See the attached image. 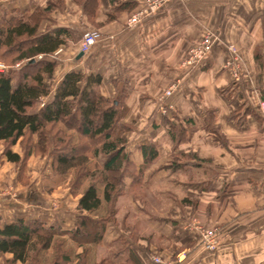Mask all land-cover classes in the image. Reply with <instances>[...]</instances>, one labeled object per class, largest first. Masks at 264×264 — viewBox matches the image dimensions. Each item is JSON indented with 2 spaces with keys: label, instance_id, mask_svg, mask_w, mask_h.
<instances>
[{
  "label": "crops",
  "instance_id": "0c3cea01",
  "mask_svg": "<svg viewBox=\"0 0 264 264\" xmlns=\"http://www.w3.org/2000/svg\"><path fill=\"white\" fill-rule=\"evenodd\" d=\"M146 4L147 0H0V19H25L36 8H50L38 32L63 29L59 48L72 49L70 44L87 29L100 31L102 37L88 52L58 60L55 84L71 70L99 74L102 93L120 101L130 114H140L141 126L131 136L137 150L141 144L166 146L170 141L177 155L188 156L172 166L174 174L188 170L190 176L184 206L191 216L219 229L218 245L206 251L196 232L183 230L179 220L164 218L171 224L167 233L173 232L171 249L183 247L187 254L183 263L173 264H264V116L259 107L264 100V0H171L127 25L131 12ZM208 32L216 37L210 54L188 65L187 51ZM228 44L239 52L237 76L226 66ZM171 85L173 93L159 101ZM137 155L142 159L139 150ZM19 196L6 207L0 198V227L16 217L62 229L73 226L76 212L45 207L31 212ZM65 238L74 251L75 244ZM139 243H127L124 252L132 251L140 264H154ZM163 251L168 258L169 250Z\"/></svg>",
  "mask_w": 264,
  "mask_h": 264
},
{
  "label": "trees",
  "instance_id": "16d2710c",
  "mask_svg": "<svg viewBox=\"0 0 264 264\" xmlns=\"http://www.w3.org/2000/svg\"><path fill=\"white\" fill-rule=\"evenodd\" d=\"M49 9L36 8L25 19L18 15L0 22V60L20 62L15 69L0 71V153L9 162L22 163L12 149L17 142H23L25 157L51 147L53 171L72 172L68 185L78 195L79 213L70 229L14 218L0 227V254L25 263L38 261L40 251L53 247L48 264H87V244L103 241L124 177H129V185L144 181V170L158 150L154 143L139 145V163L126 151L121 102L100 94L99 74L67 71L52 91L48 80L54 78L56 68L53 54L62 45L65 31L38 32ZM90 160H94L92 167ZM65 237L75 244L74 251L64 248ZM120 247L113 257L95 264H116L117 256L123 258L118 264H140L132 251Z\"/></svg>",
  "mask_w": 264,
  "mask_h": 264
},
{
  "label": "rangeland",
  "instance_id": "374dc122",
  "mask_svg": "<svg viewBox=\"0 0 264 264\" xmlns=\"http://www.w3.org/2000/svg\"><path fill=\"white\" fill-rule=\"evenodd\" d=\"M131 13L133 14V12ZM3 19L4 17L0 19V22H2ZM88 30L97 29H87L84 32ZM97 31L100 33L99 30ZM81 36L77 41L70 44L72 49L66 45L59 48L53 54V57L56 60V67L59 65L58 63H60L58 60H60L63 55L72 58L77 51L80 52ZM101 37L102 34L100 33V38ZM100 38L91 45L90 49L100 40ZM19 63L20 62H16L12 65L8 64L5 60H0V64L2 67L4 66L2 71L10 68L15 69ZM56 79L57 78L55 77L48 80L51 84L52 91L56 85ZM100 85H98V91L100 94L108 98H114L102 93ZM171 86H168L166 90ZM166 90H164L159 101L162 100L161 98L167 99L170 97L165 96ZM44 101L45 99H42V102ZM161 108L165 109L163 106ZM120 110L122 111V117L120 119L123 129L122 133L127 138L126 151H128L138 163L142 159L136 157L138 156V150L133 146L134 143H132L131 136L138 133L137 130L139 126H141L137 123L140 114H130L122 104L120 105ZM140 131H143V129L139 130V132ZM155 131L156 130H152V132H150L152 136H154ZM182 139L183 136L180 137V140L185 141ZM32 141L36 142V136H32ZM169 143L170 141L166 146L162 142H157V144H155L158 154L144 170L142 179L146 180L145 182L141 180L140 183L129 185V177H124V188L117 195L114 218L112 221H109V226L107 227L103 241L97 244H87V264H95L102 258H111L116 251L118 252V250L122 249L120 247L121 244L125 246L129 243V245L132 246L134 243L137 244L138 241H141L139 244L140 246L143 245L142 251L145 253L147 259L154 264H173L175 260L183 263L187 258L185 249L183 247V249H171L169 235L173 232L167 233L170 232L169 226L171 224H167L168 222L165 221L164 218L168 221L170 219L179 220V225L183 230L191 233L193 232V234L196 232V238L199 245H201L204 250L209 251L203 244L202 234L197 230L195 231V229L191 230L188 226V224L191 223V219L194 218L199 225H205V227H207V223L191 216V214H189V209L184 206L185 202H183V198L186 194L185 192L188 184L187 178H190L188 170L174 174L176 171L172 167L176 164V160L186 159L188 156H186V154L177 155L178 150H176V145L173 146ZM2 149L3 144L0 143V152ZM12 149L14 152L19 153L23 160L22 163L9 162L4 156H1L0 153V198H2L3 205L7 203L10 204L11 201L15 202L16 199L20 197L19 195H22L21 198L26 200V203L24 201L22 202L26 204L24 205L25 209L30 210L31 212H34L36 208L45 207L53 211L68 210L71 213L74 211L76 212V215L79 213L76 206L78 195L72 193V188L70 187V184L68 185V181L73 178L72 172L69 171L56 174L53 171L52 155L50 153L51 147H49L47 149L48 151L45 153L36 154L32 151L30 155L26 157L23 156L24 149L22 141L13 145ZM173 156H176L175 160H173ZM93 162L94 160L89 161L90 167L93 166ZM65 180H67L66 186L62 187V185L65 184ZM53 185H59V187L53 188ZM25 193L28 195L24 198L23 194ZM159 219H162L164 222H161V224V220L159 221ZM157 221L159 222L158 225H156ZM162 226L163 231L161 230ZM162 234L163 237L161 236ZM176 234L178 233L176 232ZM171 237H173V234ZM66 240L67 239L64 238V248L66 247L73 251L72 247L67 246ZM163 249L169 250V259L163 256ZM53 252V247H50L47 251L39 252L38 261L29 260L25 263L19 261L12 262L10 260V254H0V264H48L53 257ZM178 252L180 255L177 254ZM119 255H123L122 251ZM120 259L123 258L117 256V259L115 260L116 264L121 262ZM71 264L74 263L71 262Z\"/></svg>",
  "mask_w": 264,
  "mask_h": 264
},
{
  "label": "built area",
  "instance_id": "2783aa9c",
  "mask_svg": "<svg viewBox=\"0 0 264 264\" xmlns=\"http://www.w3.org/2000/svg\"><path fill=\"white\" fill-rule=\"evenodd\" d=\"M171 0H147L146 6L141 10L134 14H132L126 21L127 25H132L134 22H137L141 19L144 14H150L160 8L163 4L169 2ZM100 38V33L97 30H88L83 33L80 40V51L85 53L87 52L91 45L94 44ZM216 37L212 33H206L204 37L195 45H193L188 53L186 58V63L188 65H194L208 57L210 54L212 45ZM228 51V59L226 61V66H230L233 68L234 76H237V68L239 67V52L237 48L233 44L227 45ZM4 67V66H3ZM2 65L0 64V71L3 69ZM172 85L168 90L165 91V96H170L173 92ZM261 114L264 116V100H262L259 104ZM191 230H197L202 234L203 244L205 248L209 251L214 250L218 245V234L219 231L217 228L213 227H205L199 225L196 219H191V223L188 224Z\"/></svg>",
  "mask_w": 264,
  "mask_h": 264
},
{
  "label": "water",
  "instance_id": "95a60500",
  "mask_svg": "<svg viewBox=\"0 0 264 264\" xmlns=\"http://www.w3.org/2000/svg\"><path fill=\"white\" fill-rule=\"evenodd\" d=\"M83 52H79V54L77 55V58H79L80 56H82Z\"/></svg>",
  "mask_w": 264,
  "mask_h": 264
}]
</instances>
